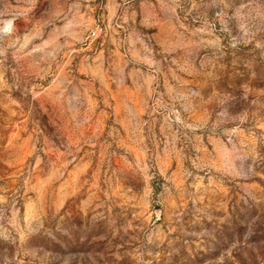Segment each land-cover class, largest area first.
<instances>
[{
  "label": "rangeland",
  "instance_id": "1",
  "mask_svg": "<svg viewBox=\"0 0 264 264\" xmlns=\"http://www.w3.org/2000/svg\"><path fill=\"white\" fill-rule=\"evenodd\" d=\"M0 264H264V0H0Z\"/></svg>",
  "mask_w": 264,
  "mask_h": 264
}]
</instances>
